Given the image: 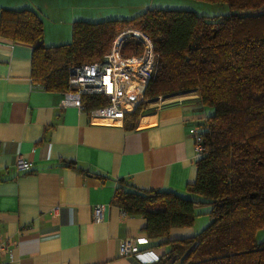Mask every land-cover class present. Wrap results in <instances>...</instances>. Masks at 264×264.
I'll list each match as a JSON object with an SVG mask.
<instances>
[{
    "label": "crops",
    "instance_id": "1",
    "mask_svg": "<svg viewBox=\"0 0 264 264\" xmlns=\"http://www.w3.org/2000/svg\"><path fill=\"white\" fill-rule=\"evenodd\" d=\"M78 1L0 0V15L37 12L45 44L59 46L72 41L75 21L107 19L88 16L92 10ZM33 54L31 44L0 35V238L16 243L2 264H180L170 259V246L149 239L146 219L126 214L113 197L119 180L194 197L186 189L197 178L193 130L207 125L212 110L198 91L154 99L123 123L101 109L62 106L65 92L33 80ZM20 156L34 162L32 171H16ZM98 205L100 223L93 220ZM211 209L197 205L194 225L173 228L170 239L200 235ZM128 238L141 240L139 255L121 254Z\"/></svg>",
    "mask_w": 264,
    "mask_h": 264
},
{
    "label": "trees",
    "instance_id": "2",
    "mask_svg": "<svg viewBox=\"0 0 264 264\" xmlns=\"http://www.w3.org/2000/svg\"><path fill=\"white\" fill-rule=\"evenodd\" d=\"M225 4L230 14L199 15L182 9H149L138 19L77 20L72 41L48 47L44 22L33 10L6 9L0 35L33 46V80L49 91L67 92L68 70L100 60L120 28L134 26L153 42L156 65L144 100L126 119H138L148 101L198 91L212 110L197 178L185 197L174 191H143L119 180L113 204L147 221L157 245L170 246L180 264H264V0H201ZM142 45L126 42L124 56ZM87 110L108 106L102 96L85 98ZM98 178L105 180L102 175ZM212 207L198 236L171 240L173 228L192 227L197 205Z\"/></svg>",
    "mask_w": 264,
    "mask_h": 264
},
{
    "label": "built area",
    "instance_id": "3",
    "mask_svg": "<svg viewBox=\"0 0 264 264\" xmlns=\"http://www.w3.org/2000/svg\"><path fill=\"white\" fill-rule=\"evenodd\" d=\"M124 35L128 39L135 38L143 47L142 53L124 56L122 47L126 38L123 39L121 35L113 42L110 51L102 59L71 66L68 70L69 90L64 93L62 106L76 105L81 110H86V97L102 96L108 101V106L101 110L98 109L99 112H105L104 115L108 120L123 123L127 113L133 112L145 102L141 93L145 91L152 79L156 65L153 42L142 31L132 30ZM206 126L195 127L193 130L197 160L203 156L205 151ZM15 167L18 173H28L33 170L34 162L20 156ZM103 212L104 209L100 205L94 209V222L100 223L103 220ZM140 241V239L132 238L124 240L121 244V254L124 256L139 255ZM15 246V242H4L0 238V264L3 263L4 255L10 256L12 260V248Z\"/></svg>",
    "mask_w": 264,
    "mask_h": 264
},
{
    "label": "rangeland",
    "instance_id": "4",
    "mask_svg": "<svg viewBox=\"0 0 264 264\" xmlns=\"http://www.w3.org/2000/svg\"><path fill=\"white\" fill-rule=\"evenodd\" d=\"M78 3L82 6L89 7L92 11L86 12L90 17L104 16L108 19H138L149 9H182L196 12L199 15L207 16H219L230 14V9L225 4H214L201 0H80ZM83 8V7H82ZM93 14V15H92ZM94 17V18H95ZM140 31V29L134 26L126 28H120L114 42L128 31ZM136 42L135 38H126L123 46L126 42ZM137 54L136 51H132L129 55ZM154 100L148 101L147 107H150ZM259 241L264 240V230L257 236Z\"/></svg>",
    "mask_w": 264,
    "mask_h": 264
},
{
    "label": "bare ground",
    "instance_id": "5",
    "mask_svg": "<svg viewBox=\"0 0 264 264\" xmlns=\"http://www.w3.org/2000/svg\"><path fill=\"white\" fill-rule=\"evenodd\" d=\"M130 109H132V107H131ZM123 256H124V255H123Z\"/></svg>",
    "mask_w": 264,
    "mask_h": 264
}]
</instances>
